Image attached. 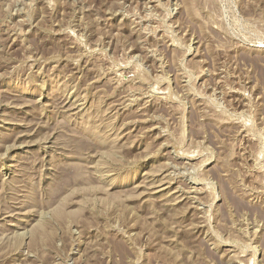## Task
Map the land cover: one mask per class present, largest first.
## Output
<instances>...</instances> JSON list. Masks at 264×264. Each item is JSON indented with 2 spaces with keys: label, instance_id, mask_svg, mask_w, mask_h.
I'll list each match as a JSON object with an SVG mask.
<instances>
[{
  "label": "rangeland",
  "instance_id": "rangeland-1",
  "mask_svg": "<svg viewBox=\"0 0 264 264\" xmlns=\"http://www.w3.org/2000/svg\"><path fill=\"white\" fill-rule=\"evenodd\" d=\"M0 264H264V0H0Z\"/></svg>",
  "mask_w": 264,
  "mask_h": 264
}]
</instances>
